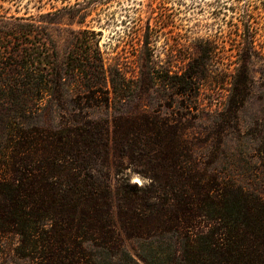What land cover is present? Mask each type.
I'll list each match as a JSON object with an SVG mask.
<instances>
[{"label": "trees", "instance_id": "1", "mask_svg": "<svg viewBox=\"0 0 264 264\" xmlns=\"http://www.w3.org/2000/svg\"><path fill=\"white\" fill-rule=\"evenodd\" d=\"M87 15L0 11V258L14 236L24 264H264V98L247 129L238 116L251 56L189 134L210 55L177 67V109L161 113L141 100L153 62L127 78Z\"/></svg>", "mask_w": 264, "mask_h": 264}, {"label": "rangeland", "instance_id": "2", "mask_svg": "<svg viewBox=\"0 0 264 264\" xmlns=\"http://www.w3.org/2000/svg\"><path fill=\"white\" fill-rule=\"evenodd\" d=\"M70 5L88 11L83 25L101 31L99 46L107 62H120L127 78L140 74L136 65L142 59L153 62L155 80L141 100L161 113L177 109L170 79L177 67L201 52L210 55L209 70L196 78L200 84L190 104L197 118L189 134L201 132L200 125L224 108L240 51L249 54L252 84L238 116L242 130L251 124L264 98V0H0V11L26 17ZM127 100L129 108L138 102ZM131 180L142 182L137 175ZM15 243L14 236L5 239L7 256L0 264H24L11 255Z\"/></svg>", "mask_w": 264, "mask_h": 264}, {"label": "water", "instance_id": "3", "mask_svg": "<svg viewBox=\"0 0 264 264\" xmlns=\"http://www.w3.org/2000/svg\"><path fill=\"white\" fill-rule=\"evenodd\" d=\"M137 182V181H136Z\"/></svg>", "mask_w": 264, "mask_h": 264}]
</instances>
